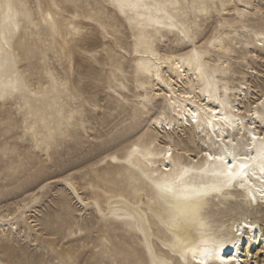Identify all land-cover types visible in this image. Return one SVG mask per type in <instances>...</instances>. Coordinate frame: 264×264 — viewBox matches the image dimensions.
<instances>
[{
	"label": "rangeland",
	"instance_id": "rangeland-1",
	"mask_svg": "<svg viewBox=\"0 0 264 264\" xmlns=\"http://www.w3.org/2000/svg\"><path fill=\"white\" fill-rule=\"evenodd\" d=\"M66 1L99 25V45L84 71L63 61L56 31L43 20L41 0H11L19 31L0 15V86L19 89L0 100V242L8 239L0 264H60L69 257L77 264H151L139 229L126 214H116L121 211L110 207L109 198L142 197L141 208L159 224L175 206L154 186L162 146L178 151L176 167L205 149L199 133L188 132L167 101L163 81L171 75L180 79L168 58L188 64L189 75L198 72L196 54L227 60L233 72L227 83H244L242 104L253 102L264 92V49L248 45L254 31L264 30L259 16L264 0H139L140 7L123 11L113 0H79L78 7ZM199 3L207 10L194 7ZM142 28H150L145 37ZM217 41L226 42L233 55L214 50ZM244 58L251 59L250 68L239 65ZM215 71L207 70L212 90L225 83L216 82ZM188 74L178 81L180 91L196 85ZM155 87L160 95L153 94ZM238 98L231 99L235 107ZM159 120L170 122V129H160ZM137 152L151 157L153 166L144 159L140 165ZM42 185L48 187L40 193ZM236 199L226 215L207 217L209 224L222 223L225 231L242 213L244 202L240 195ZM257 213L264 214L263 208ZM251 264H264V256Z\"/></svg>",
	"mask_w": 264,
	"mask_h": 264
},
{
	"label": "bare ground",
	"instance_id": "bare-ground-1",
	"mask_svg": "<svg viewBox=\"0 0 264 264\" xmlns=\"http://www.w3.org/2000/svg\"><path fill=\"white\" fill-rule=\"evenodd\" d=\"M41 1L44 4L43 20L56 31V40L61 46L63 61L67 65L73 64L76 71H84L86 69L89 53L94 52L99 45V25H92L90 22L86 21V19H91L83 11L77 8H68L65 5L67 3L66 0ZM229 1L235 3V0ZM250 7L253 8L254 5L252 4ZM250 11H248V13H250ZM7 13V7L0 10V15L5 14V18H7L5 24H12L14 29L19 31L17 22L12 19V14L10 20ZM49 15L52 16L51 21L47 19ZM74 29H79L80 31L77 33L74 31ZM148 29L150 28H142L140 37H145V31ZM252 38L254 40V45L249 44L248 46H250V48L256 47L258 49L259 47H263L264 49V30L256 32L254 31ZM213 49L218 51L220 54L225 52L229 56H232L233 54L231 53H234V50H232L230 46L226 44V42L221 43L217 41L214 43ZM256 58L258 57L256 56L255 59ZM168 59V64L180 74V79H177V75H171L168 82L162 80L169 89L167 101L169 105L177 112V120L179 123H184V125H187L188 129L186 130L188 132L194 131L195 133H199V139H201V141L204 143L205 149L202 148V150L197 152L193 157H190L191 161L188 160V163H181L180 166L176 167L174 156L176 152L178 154V151L175 150V147H172V144L167 145L166 147L162 146L163 150L160 156L157 157L159 164L153 169V171L157 172L158 179L165 174V169H168L169 172H172L173 170L179 172L182 171L183 168H189L191 171L189 173L187 183L184 186H178L174 194L164 193L166 196H168L166 199L169 201L168 204L175 206L173 213H164L162 215L163 217L160 218L159 224H157L155 221L151 223V214L149 215L144 209L141 208L140 203L143 200L142 197H140L139 201H130L126 198L117 196L110 197L109 205L110 207L114 208L115 211H121L116 212V214H126L127 218L131 221L134 227L137 226L140 234L143 237L145 249L150 255L151 264H153L154 259L157 261H165L166 264H199L201 259L206 260L205 257L200 255V250L205 247H214L219 243L225 244V247L222 249V255L227 256L228 254L239 251V259L242 261V264H249V262L252 263L257 257L256 253L259 251V248L256 245H252L250 248L247 242V237L252 232H255L257 235H259L261 230H264V220L260 222L258 219L264 214L261 215L257 213V211L261 208H263L264 211V196L261 195V191H264V175L260 173L259 165L257 164L252 169L247 182L243 180H237L231 187L223 188L220 192H209L206 196L202 197V206L195 216L183 214V209L186 204L185 196L191 195V189L210 186L217 179L215 176H213L215 169L212 167V162L208 161L207 158L202 156L204 151L211 148L212 140L215 139L210 135L212 129L207 127L206 122H193L192 117L188 113L189 110L197 111L200 108H211L214 111H219L222 115L228 116L230 118L235 115H242L246 117L247 111L250 108H253L256 103H258V98H264V92H262V94L259 95V97L253 102L248 103L247 105L242 104L246 98L248 87H244V83L239 85L227 83V79L229 78L227 73L230 74L232 71L230 68L231 64L225 59L215 60L209 54L208 56L200 55L199 63L194 58L195 68H202L203 71L197 72L193 69L190 75L188 74V71L190 70L188 64L187 67L183 66L182 62L176 56H171ZM190 60H192V58H190ZM250 60L244 58L238 63L239 65H245V67L247 66L250 68ZM212 68H215L216 70V82H219L217 81L218 78H221V82L225 81L223 84L216 85L215 90H212L209 87L211 84L209 82L212 81V77H210L207 70ZM250 71L253 72L251 69ZM176 72H174V74ZM187 74L190 79H194L196 84L193 88V91L191 92L184 90L180 91L178 87V81L183 82L187 77ZM155 79H157V73H155ZM200 81L202 84L204 83L205 86L201 85ZM155 88L156 90L153 92V94H156V96L160 95L161 92H158V90L161 89L158 87ZM172 88H174V90H172ZM184 95H189L192 97V99L178 103L180 98ZM233 97H239L236 107L231 103V99ZM232 122L236 125L235 127H223V123L221 122L223 131L228 134L225 137L226 139L234 136L237 140H240L241 138L245 137L250 124H255L256 131L260 135H264V123H261L254 118H246L242 127L236 123L235 120ZM158 125H160V129L163 130L166 128L170 129L171 127L170 122H163L162 120L158 121ZM247 139L250 145L251 137L248 136ZM169 147H171L173 151L171 158H168L166 151ZM245 147H248V145H245ZM241 154H244L243 151ZM248 154L256 155V150L252 149ZM134 155L136 156L137 162L140 165H144L141 159L147 160V162L150 163V166H153V163L155 162L150 160L151 157L148 158L144 154L137 152ZM188 155L190 154L188 153ZM182 157H184V155H182ZM70 186L75 191L71 184ZM185 188L188 191H184ZM236 195H240L241 200L244 202L243 207H241V215L234 218L229 223V225L225 227V231H222V223H218L217 225L213 226L210 225L211 223L209 224L207 217H222L226 215L228 209L231 207L230 204L238 200L236 199ZM252 196H255V202H253ZM215 197H218L217 203H215L213 200ZM150 200L151 199H149V201ZM221 203H224L225 206L218 208ZM93 205L94 208L103 213V210L99 208L97 202L93 201ZM250 208H252V210H250ZM252 211L255 212V215H251ZM173 217H176V220H173ZM245 223L254 224L256 227L254 229H248L244 236L240 237L239 232L242 231V229H238L236 226L244 225ZM12 226L14 229H17V226H15V223L13 222ZM2 234L4 235L5 232L2 231ZM154 238L158 241H155ZM204 240L209 241V243L204 244L202 242ZM232 240H238V244H231L230 241ZM191 249H196L195 254L191 251ZM7 250L8 239L6 236L5 240L0 242V253ZM206 264H220V261H207Z\"/></svg>",
	"mask_w": 264,
	"mask_h": 264
},
{
	"label": "snow or ice",
	"instance_id": "snow-or-ice-1",
	"mask_svg": "<svg viewBox=\"0 0 264 264\" xmlns=\"http://www.w3.org/2000/svg\"><path fill=\"white\" fill-rule=\"evenodd\" d=\"M71 2L75 6H79V0H71ZM113 6L119 7L123 11L126 9L138 8L141 5L139 0H113ZM5 7L8 9L7 15L11 20V13L14 8V4L11 2V0H0V10ZM194 7H198L206 11L208 6L206 3H199L194 5ZM259 16L261 17L262 25H264V11L260 12ZM47 19L51 21L52 16L49 15ZM74 31L78 33L80 30L74 29ZM182 35H184V33H182ZM186 38H192L191 34H188ZM195 59L199 63V54L195 55ZM197 70L203 71L202 68H198ZM18 90L19 89L17 87H14L11 84L0 86V100H5L8 96L14 92H17ZM191 99V96L184 95L180 98L178 103L189 101ZM188 114L192 117L193 122H206L207 127L212 129L210 134L211 137L215 138L212 140L211 148L204 151L202 156L207 158L208 161L212 162V167L215 169L213 176L217 178L216 181L207 187L192 188L191 195L185 196L186 204L183 209V214L195 216L202 206V197L206 196L209 192H220L223 188L231 187L237 180H243L247 182L252 169L257 164L259 165L260 173L264 175V135H260L256 131V125L250 124L245 134V138L240 140H237L234 136L226 139L225 137L228 134L223 131V127L236 126L233 124V120H235L236 123H238L241 127L244 125L246 118H254L257 121L264 123V98H258V103H256L253 108H250L247 111L246 117L242 115H235L230 118L228 116L222 115L219 111H214L211 108H200L197 111L189 110ZM139 118L140 114H137V116L134 117V119ZM221 122L223 123V127H221ZM2 126L4 125L0 124V127ZM248 136L251 137L250 145L247 139ZM245 145H248V147H245ZM252 149L256 150V155L248 154ZM166 151L168 158H171L173 155L172 148L169 147ZM242 151L244 154H241ZM113 159H115V157H113ZM190 171L191 169L189 168H183V170L179 172L176 170L169 172L168 169H165V174L158 180H154V186L162 193L174 194L178 186H184L187 183ZM70 178L71 177L67 179ZM47 187L48 185H42L38 189V192L42 193L47 189ZM184 191L188 190L185 188ZM261 195L264 196V191H261ZM33 196H35V194H33ZM252 200L255 202V196H252ZM173 220H176V217H173ZM236 227L238 229H242V231L239 232V236L243 237L248 229H254L256 225L245 223L244 225H237ZM70 235L74 236L75 231H72ZM202 242L204 244L209 243L207 240ZM247 242L250 248L252 245H256L259 248V251L256 253L257 256H264V246H261L264 245V230H261L259 235H257L255 232H252L250 235H248ZM230 243L233 245L238 244V240H232ZM82 246L87 247V244ZM224 247V243H219L214 247H205L201 249L200 255L205 257L206 260L201 259L199 264H206L207 261L213 260H219L220 264H242V261L239 259V251L224 256L222 255V249ZM191 251L195 254L196 249H191ZM60 264H77V262L69 257L68 259L62 260ZM153 264H166V262L157 261L154 259ZM249 264H251V262H249Z\"/></svg>",
	"mask_w": 264,
	"mask_h": 264
}]
</instances>
